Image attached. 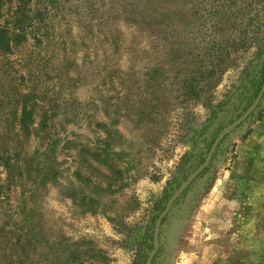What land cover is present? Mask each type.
<instances>
[{
  "label": "rangeland",
  "instance_id": "obj_1",
  "mask_svg": "<svg viewBox=\"0 0 264 264\" xmlns=\"http://www.w3.org/2000/svg\"><path fill=\"white\" fill-rule=\"evenodd\" d=\"M0 30V264H145L258 95L264 0H0ZM157 235L149 264H264V94Z\"/></svg>",
  "mask_w": 264,
  "mask_h": 264
},
{
  "label": "water",
  "instance_id": "obj_2",
  "mask_svg": "<svg viewBox=\"0 0 264 264\" xmlns=\"http://www.w3.org/2000/svg\"><path fill=\"white\" fill-rule=\"evenodd\" d=\"M264 94V81L261 85V88L258 92V95L256 97V99L254 100L253 104L249 107V109L239 118L237 119L236 121H234L232 124H230L228 127H226L219 135L218 137L215 139V141L213 142L212 146H211V149L209 151V153L207 154L205 160H204V163L187 179V181L185 183H183L181 185V187L173 194V196L169 199L168 203H167V206H166V209L165 211L162 213V215L158 218L156 224H155V227H154V231H153V241H154V246H155V249L148 255L147 259H146V262L145 264H149L152 257H153V254L154 252L156 251L158 245H159V240H158V235H157V232H158V226H159V222L161 221L162 217L164 215H166L167 211L169 210L172 202L174 201V199L178 196V194L189 184V182L207 165V163L209 162V159H210V156H211V153L213 151V149L216 147V145L218 144V142L221 140V138L228 132L230 131L233 127H235L236 125H238L239 122L243 121L244 119H246L250 113L252 111L255 110V108L257 107L259 101L262 99V96Z\"/></svg>",
  "mask_w": 264,
  "mask_h": 264
},
{
  "label": "trees",
  "instance_id": "obj_3",
  "mask_svg": "<svg viewBox=\"0 0 264 264\" xmlns=\"http://www.w3.org/2000/svg\"><path fill=\"white\" fill-rule=\"evenodd\" d=\"M0 37L3 38L2 41H5V43H7L8 34L6 33L5 30L4 31L3 30H0ZM263 81H264V69L262 71V75H261V78H260V81H259V85H258V88H257V92L259 91V88L261 87ZM257 92H256V95H257ZM29 110L28 109L26 110V107H23V110H22L21 132L25 136V138H28L29 135H30V132L35 129V128H33V130H32L30 128L31 127L30 124L33 121L32 117H33L34 112H32V109H29ZM9 159H10V157L8 155L3 158L4 164H5V168L7 169V172H8L7 173V176H6V181H7L8 184L9 183H12L14 181V173H12V168L10 166ZM201 161H203V159H201ZM11 165L13 166V163H11ZM29 220H30V222H32L30 218H29ZM148 245H149V248L150 249L153 248V236H152V233L149 236V243H148Z\"/></svg>",
  "mask_w": 264,
  "mask_h": 264
}]
</instances>
